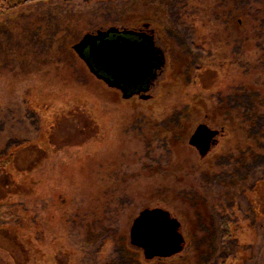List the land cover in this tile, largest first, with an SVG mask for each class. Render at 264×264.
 Returning a JSON list of instances; mask_svg holds the SVG:
<instances>
[{"label": "rangeland", "instance_id": "obj_1", "mask_svg": "<svg viewBox=\"0 0 264 264\" xmlns=\"http://www.w3.org/2000/svg\"><path fill=\"white\" fill-rule=\"evenodd\" d=\"M7 19L0 264H140L124 243L154 209L186 239L158 264H264V0H54ZM144 25L169 62L153 100H125L73 47ZM201 124L221 131L206 157L189 145Z\"/></svg>", "mask_w": 264, "mask_h": 264}, {"label": "water", "instance_id": "obj_2", "mask_svg": "<svg viewBox=\"0 0 264 264\" xmlns=\"http://www.w3.org/2000/svg\"><path fill=\"white\" fill-rule=\"evenodd\" d=\"M86 49H89L92 61L101 67L100 71L111 80L110 84L114 87L137 85L153 76L151 69L144 63L151 53L137 42L133 43L124 37L110 39L108 36H86L74 48L81 60H85ZM88 66L92 73L93 68ZM97 78L102 79L99 76ZM218 134V131L198 130L191 145H210ZM179 228V222L167 211L145 210L131 227V244L140 249L147 260L167 259L183 250L184 240Z\"/></svg>", "mask_w": 264, "mask_h": 264}, {"label": "trees", "instance_id": "obj_3", "mask_svg": "<svg viewBox=\"0 0 264 264\" xmlns=\"http://www.w3.org/2000/svg\"><path fill=\"white\" fill-rule=\"evenodd\" d=\"M50 1H54V0H0V18L1 19L3 18L5 21H8L7 16L12 17V14L14 12H16L17 10H20V9L26 7V6H29V5H35V4H39V3H48ZM11 19H13V18H11ZM151 28H152V25H144L143 28L140 27L138 29H128V28H125L123 30H119V29H116V28H111L109 30L98 31L96 34H93V35L92 34H88L86 36H90V37L91 36H95V37H97V36L98 37H107L108 36L111 39V37H110L111 35L110 34L116 33V34H119L120 37L124 36V38H127V37L131 38V39L127 38L130 41H133V40H142V39H145V40H148V41L153 40V41H155L154 43H158L159 44V46L164 50V55L167 56V50L165 48V45L162 43L163 41L161 39L162 37L160 36V33L158 34V32L154 28H152V29ZM156 35H157L158 38H156ZM116 38H118V37H114V39H116ZM153 41H151V42H153ZM74 48L75 47H73V50H74ZM192 48H193V50H196V51H199V52L204 53V50L201 51V49H197L196 46H192ZM166 61H167V64H168V62H169L168 57H166ZM163 73L157 78V80L155 82H153V84L151 83V87L150 88L143 87V88H148L145 91V93L143 91H141V92L139 91L138 88L140 86H138V85H129L131 87H137V89L135 90V92H133L132 94H129L128 91H127V88L129 86H127V88H126V90L124 92H121L118 89H114V90H116L117 93L120 94L125 100H130V99H133V98H136L137 97V98H139V99H141L143 101H151V100H153V98H151L150 96L148 97L147 94L152 93L154 91V87H156L157 85L159 86V83H161V81H163L162 80ZM100 81L102 83H104L105 85L108 86V84L106 82H104L102 80H100ZM28 147H30V146H28ZM28 147H25L24 149H26ZM40 148L41 147H39V149ZM24 149H22V150H24ZM41 158L42 157L37 158L36 159V162H40L41 161ZM0 169H1V172L5 171V168H3V165H0ZM8 176L11 179V176L10 175H8ZM57 197L59 199L58 202H60L61 204H63L62 201H61V196L59 198V196L57 195ZM262 213L263 214H260V216H262V215L264 216V211H262ZM53 217L55 219L57 218L56 215H55V213L50 210L49 213H47L46 216H45L46 221H45V219H44V221L47 223V222L50 221V219L52 220ZM180 229H181V224H180V228H179V233H180ZM180 235H181L182 239L184 240V244H185V240L186 239H184V237H183V235L181 233H180ZM230 235L231 234L228 231V227L225 225L224 232H223V239L224 240L231 241L232 238H231ZM188 244H189V241H188ZM124 246H125L126 251L129 254L137 255V261L140 264H158V262H169L170 260H173L174 258L179 257V255L184 251V246H183V250L179 254H176V255H174V256H172L170 258H167V259L147 260L145 258V256H144V253L140 249L134 247L131 244V239L130 238L127 240V242L125 241ZM25 256H26V260L29 261L28 254L25 255ZM59 256H68L69 257V255L66 252H64V250L58 249L57 252H55V258H56L57 263H58Z\"/></svg>", "mask_w": 264, "mask_h": 264}, {"label": "flooded vegetation", "instance_id": "obj_4", "mask_svg": "<svg viewBox=\"0 0 264 264\" xmlns=\"http://www.w3.org/2000/svg\"><path fill=\"white\" fill-rule=\"evenodd\" d=\"M153 41V40H151ZM145 39L142 40H133L131 42H137L139 45H141L142 47H144L147 51H149L151 53V56L146 58L144 60L145 66L149 69H151L152 71V77L147 80L144 81L140 84H137L138 86H140L138 89L139 91H143L145 93V91L151 87V83L153 84V82H155L157 80V78L164 72L165 67L167 65V61H166V55H164V50L159 46L158 43H154L155 41L151 42ZM84 56H85V60H82L87 66L88 64L91 66V68H93L92 70V74L97 78L98 76L101 77L102 80L104 82H106L108 84V86L110 88L113 89H118L121 92H124L127 88V86H121V87H114L112 86L110 83V79L104 74L102 73L101 67L97 66L95 62L92 61L91 57H90V51L89 49H86V51L84 52ZM89 67V66H88ZM90 69V68H89ZM100 71V72H99ZM98 79V78H97ZM143 87H148V88H143ZM138 91V92H139ZM198 130H202V131H207V130H212V131H218V130H214L211 129L209 126L201 124L199 125L196 130L194 131V133L191 135L190 140H189V145L194 147L196 150H198L199 154L202 157H206L208 155L211 154L212 150L214 147L217 146L218 144V138L221 134V131H218L219 134L217 137L214 138L213 142L210 145H204L203 147H196L194 145H191V141L193 136L196 134V132Z\"/></svg>", "mask_w": 264, "mask_h": 264}]
</instances>
